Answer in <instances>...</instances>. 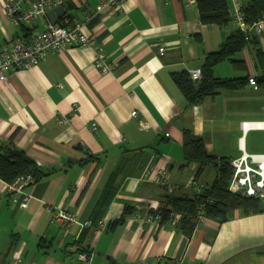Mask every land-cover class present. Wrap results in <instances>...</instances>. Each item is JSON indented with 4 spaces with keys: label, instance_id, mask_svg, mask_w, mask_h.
Here are the masks:
<instances>
[{
    "label": "crops",
    "instance_id": "obj_1",
    "mask_svg": "<svg viewBox=\"0 0 264 264\" xmlns=\"http://www.w3.org/2000/svg\"><path fill=\"white\" fill-rule=\"evenodd\" d=\"M4 1L0 46L25 39L22 25L32 31L50 23L41 14L31 25L14 24ZM98 1L68 0L62 6L102 43L111 71L95 67L90 47H62L0 81V141L17 131L14 144L41 168L54 170L25 189L30 195L26 207L13 202L15 194L0 179V264H76L74 236L93 252L91 264H264V212L243 215L236 209L222 223L205 219L190 237L172 220L156 224L133 217L138 207L144 215L146 204L160 205L165 189L156 181L158 168L167 171L174 193L195 192L185 186L195 165L183 160L182 129L203 137L207 150L217 156H237L239 138L245 149L239 124L252 119L235 98L258 88L247 84L190 106L172 78V73L201 67L205 55L217 50L236 25L232 20L221 26L201 23L189 0H123L120 10L96 12ZM228 1L232 16L248 0ZM257 40L264 47V34ZM233 57L243 60V69L226 60V65H214L212 74H257L251 44ZM222 99H228L226 108ZM225 110L240 132L234 149L214 140L228 132ZM217 115L221 126L215 123ZM214 177L215 171L206 168L197 180L207 185ZM126 206L132 213L110 229ZM57 208L91 224L58 225L53 219Z\"/></svg>",
    "mask_w": 264,
    "mask_h": 264
},
{
    "label": "trees",
    "instance_id": "obj_2",
    "mask_svg": "<svg viewBox=\"0 0 264 264\" xmlns=\"http://www.w3.org/2000/svg\"><path fill=\"white\" fill-rule=\"evenodd\" d=\"M198 19L201 23L212 25H225L232 19L229 10L228 0H195ZM246 21L252 22L261 15H264V0H248L241 7ZM62 24L61 21H58ZM25 37L28 38L31 31L22 25ZM251 44L254 54V67L256 69L255 87L264 89V47H262L253 37L245 40L243 34L237 30L230 34L219 48L205 55L201 65V78L192 81L188 72L172 73L173 81L182 92L188 105L200 104L204 100L214 99L222 91L242 90L249 84V75L243 77H215L212 74L213 66L228 60L237 69L244 68L243 60H236L233 55ZM17 131H13L9 137L0 141V179L6 183H11L18 176L30 175L34 181L51 174L54 170L41 168L35 160L27 155L25 151L14 144ZM182 157L185 164H194L195 172L193 177L198 176L206 168L215 171L214 179L205 184L206 187L199 194L195 192L188 196L186 194H176L164 192L158 212L160 223L170 220L171 211L180 212L181 217L176 226L186 236L190 237L198 223L199 206L202 207V215L206 219H212L218 223L227 221L232 212L240 210L243 215H250L264 212L258 200L251 197L236 195L228 191V184L232 175L230 160L232 157L217 156L210 153L203 137L196 135L190 128L182 129ZM81 163V161H80ZM132 213V208L126 206L122 215L111 223L110 229L122 223L126 216ZM43 242V239L41 240ZM49 249L50 244H45ZM47 252V251H46Z\"/></svg>",
    "mask_w": 264,
    "mask_h": 264
},
{
    "label": "built area",
    "instance_id": "obj_3",
    "mask_svg": "<svg viewBox=\"0 0 264 264\" xmlns=\"http://www.w3.org/2000/svg\"><path fill=\"white\" fill-rule=\"evenodd\" d=\"M68 0H5L4 11L8 19L14 24H30L38 17L45 15L48 8L57 5H63ZM123 0H99L96 5V12L105 8H114L120 10ZM195 2V0H189ZM232 22L243 34L245 40H251L264 34V15H261L252 22H247L241 7L236 6L232 14ZM62 24L48 23L44 28H32L28 38L9 41L0 46V81L7 78L10 71L30 67L43 61L48 54L57 52L62 47H90L94 50V65L101 72L105 73L112 70L113 64L105 61L102 43L95 36L83 31V22L71 18L68 13L61 16ZM163 47H159V53H163ZM189 78L192 81H198L201 78V68H193L188 71ZM249 84L255 86L254 76L249 78ZM136 115V111L130 113ZM62 119L60 122H64ZM141 126H144L140 123ZM242 137L250 130H264V120H243L239 124ZM240 153L230 160L232 175L228 184V191L233 194L251 197L258 200L264 209V152H247L240 142ZM156 181L167 193L173 191V186L169 182L167 171L164 168L156 170ZM34 183L30 175L18 176L11 183H6V188L13 192V202L19 207H26L30 195L25 191L27 187ZM187 188L194 189L199 194L206 185L193 176L187 181ZM16 195H18L16 197ZM159 207V206H158ZM156 203L145 205V213L141 214V207L133 215L136 219H145L156 224L160 223V215ZM54 211V210H53ZM181 217L180 212L171 211L170 220L177 222ZM54 221L61 226L79 225V228L89 226L90 220L78 221L76 215L66 209L57 208L53 212ZM202 207L199 206L198 223L204 222ZM104 223L99 221L97 228L102 230ZM71 248L75 254L76 264H91L93 252L81 246L78 238L74 236ZM30 264H35L31 262Z\"/></svg>",
    "mask_w": 264,
    "mask_h": 264
},
{
    "label": "rangeland",
    "instance_id": "obj_4",
    "mask_svg": "<svg viewBox=\"0 0 264 264\" xmlns=\"http://www.w3.org/2000/svg\"><path fill=\"white\" fill-rule=\"evenodd\" d=\"M235 55H238V52L235 53ZM242 56L238 58H243ZM223 65H226V61L223 62ZM241 74H243L242 71ZM247 89L248 88H246V90ZM235 99L237 104H240L242 108H245L247 119L264 120V89L253 91L247 90L246 92H240ZM221 101L223 104V108H226V104L229 103L228 99H222ZM214 110H217L218 112L219 109ZM224 120L226 121L224 128L228 129V132L226 131V136L224 137L216 135L214 137L215 143L217 146L224 149H234L235 139L237 135L240 134V132L234 131L233 115H226V110L224 111ZM215 123L219 126H221L222 124L218 115L217 119L215 118ZM245 136L246 151L256 153L264 152V130H250L246 133Z\"/></svg>",
    "mask_w": 264,
    "mask_h": 264
},
{
    "label": "water",
    "instance_id": "obj_5",
    "mask_svg": "<svg viewBox=\"0 0 264 264\" xmlns=\"http://www.w3.org/2000/svg\"><path fill=\"white\" fill-rule=\"evenodd\" d=\"M65 14V8L62 5H57L46 11V16L50 23L56 24L58 19Z\"/></svg>",
    "mask_w": 264,
    "mask_h": 264
}]
</instances>
